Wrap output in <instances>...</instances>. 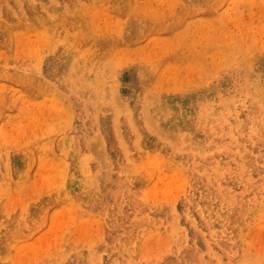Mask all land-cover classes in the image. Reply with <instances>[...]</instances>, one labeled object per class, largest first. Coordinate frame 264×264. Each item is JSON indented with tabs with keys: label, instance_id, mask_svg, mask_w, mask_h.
Instances as JSON below:
<instances>
[{
	"label": "rangeland",
	"instance_id": "obj_1",
	"mask_svg": "<svg viewBox=\"0 0 264 264\" xmlns=\"http://www.w3.org/2000/svg\"><path fill=\"white\" fill-rule=\"evenodd\" d=\"M0 264H264V0H0Z\"/></svg>",
	"mask_w": 264,
	"mask_h": 264
},
{
	"label": "bare ground",
	"instance_id": "obj_2",
	"mask_svg": "<svg viewBox=\"0 0 264 264\" xmlns=\"http://www.w3.org/2000/svg\"><path fill=\"white\" fill-rule=\"evenodd\" d=\"M254 96V95H253ZM256 98V97H255ZM115 103V102H114ZM70 107V106H69ZM125 110V109H124ZM132 122V121H131ZM197 149V148H196ZM124 153V152H123Z\"/></svg>",
	"mask_w": 264,
	"mask_h": 264
}]
</instances>
